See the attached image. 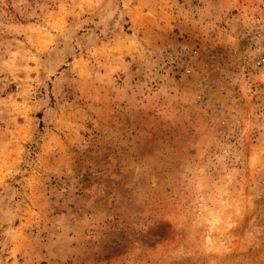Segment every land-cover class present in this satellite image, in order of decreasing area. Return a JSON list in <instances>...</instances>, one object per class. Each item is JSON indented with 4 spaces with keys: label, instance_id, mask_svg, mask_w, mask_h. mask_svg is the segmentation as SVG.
I'll return each mask as SVG.
<instances>
[{
    "label": "rangeland",
    "instance_id": "rangeland-1",
    "mask_svg": "<svg viewBox=\"0 0 264 264\" xmlns=\"http://www.w3.org/2000/svg\"><path fill=\"white\" fill-rule=\"evenodd\" d=\"M261 16L0 0V264H264Z\"/></svg>",
    "mask_w": 264,
    "mask_h": 264
},
{
    "label": "built area",
    "instance_id": "built-area-1",
    "mask_svg": "<svg viewBox=\"0 0 264 264\" xmlns=\"http://www.w3.org/2000/svg\"><path fill=\"white\" fill-rule=\"evenodd\" d=\"M249 36L252 42L251 51L243 61L246 69L250 71L253 77H256L264 72V16L250 23ZM186 71L189 72L190 70L187 69ZM203 89L202 91H204ZM201 95L207 96L201 93L199 97Z\"/></svg>",
    "mask_w": 264,
    "mask_h": 264
}]
</instances>
